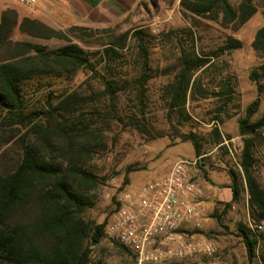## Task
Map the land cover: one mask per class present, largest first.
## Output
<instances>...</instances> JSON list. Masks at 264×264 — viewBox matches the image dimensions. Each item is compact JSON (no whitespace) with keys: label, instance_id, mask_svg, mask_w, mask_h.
<instances>
[{"label":"trees","instance_id":"16d2710c","mask_svg":"<svg viewBox=\"0 0 264 264\" xmlns=\"http://www.w3.org/2000/svg\"><path fill=\"white\" fill-rule=\"evenodd\" d=\"M180 7L186 17L217 19L221 15L223 24L234 23L236 27L245 24L257 12L254 0H239L237 6L231 0H180ZM16 29L31 38H56L68 43L57 49H48L29 40H14ZM104 30L73 26L63 31L36 19L20 20L15 9H6L2 14L0 135L7 131L12 133L13 138L20 137L21 154L16 167L0 170V264H89L92 245L106 237L110 216L98 222L85 215L95 205L91 193L100 184V178L88 166V156L93 147L88 142L90 133H93L90 130L100 120H107V114L111 115L108 118L120 123L148 131L143 116L129 117L123 113L119 97L122 91L131 87L132 82L140 85L136 95L144 96L149 74L144 70L138 80L124 75L119 50L124 46L121 36L115 38L107 34L109 41L105 40L107 42L103 44V49L93 51L70 39L82 41L84 37H93ZM242 46L240 39L231 36L222 51ZM253 47L264 55V26L257 31ZM138 48L147 66L148 46L140 36ZM183 53L180 57L182 68L176 74L175 82L170 83V112H183L193 75L208 63L195 50L194 57L191 52ZM81 69L94 73L100 79L110 105L107 113L94 111L76 114L81 103L71 100L70 93L54 102L51 96L55 88L50 89L49 94L52 95L47 97L46 107L42 105V108H38L31 104V89L36 87L41 91L47 82L51 84L48 87H53L57 79L71 81ZM250 78L259 89L264 88L261 83L264 80V61L251 72ZM141 102L143 111L144 102ZM260 104L258 97L247 106L246 115L239 121L244 144L239 156L240 171L232 172L230 184L233 191L231 203L239 201L246 193L251 217L255 222L264 221V187L256 173V151L264 141V113L253 119ZM32 132L34 136H30ZM165 134L160 131L156 136ZM213 134L214 143L219 144L222 136L217 127L213 128ZM178 136L183 141H191L196 154H201L194 134ZM200 161L197 165L205 172ZM124 183H129L128 177ZM115 205L112 212L120 205V198L116 199ZM213 216L222 226L218 207ZM237 234L246 246L248 257H256L259 244L257 233L248 224L240 223ZM115 245L134 260L127 248Z\"/></svg>","mask_w":264,"mask_h":264},{"label":"rangeland","instance_id":"374dc122","mask_svg":"<svg viewBox=\"0 0 264 264\" xmlns=\"http://www.w3.org/2000/svg\"><path fill=\"white\" fill-rule=\"evenodd\" d=\"M238 1L231 0L236 6ZM254 3L257 12L245 24L236 27L234 23L223 24L221 15L217 19L186 17L181 11L180 0H141L127 16L101 27L105 30L95 36L84 37L82 41L70 38L93 51L103 49V44L107 42L105 40L109 41L107 34L115 38L121 36L124 46L119 50L124 75L138 80L144 70L149 74L144 96L136 95L140 85L132 82L131 87L122 91L119 97L123 113L129 117L143 116L148 131L120 123L108 118L111 115L107 114V120L92 125L90 131L93 133H90L88 142L93 147L88 156V166L98 175L100 184L91 193L95 205L86 212V218L104 221L115 208L116 199L152 178L163 177L180 158L202 155V163L220 171L222 176L232 177L233 171H240L239 156L244 143L239 121L246 115L247 106L258 97L261 104L253 119L264 113V88L259 89L250 78L251 72L264 61V55L253 47L257 31L264 26V0H254ZM138 36L143 37L148 46L147 66L138 48ZM231 36L240 39L243 46L223 52L222 47ZM13 38L29 40L48 49H57L68 43L56 38H31L23 35L19 29L15 30ZM194 50L208 63L193 75L183 112H170V83L175 82L176 74L182 68L180 57L185 51L191 52L194 57ZM54 82L53 87H48L51 84L47 82L41 91L36 87L31 89V104L38 108H42V105L46 107L47 97L52 95L49 94L50 89L55 88L51 96L54 102L70 93L71 100L81 103L79 107L76 105V114L108 112L110 105L103 85L94 73L81 69L71 81L57 79ZM261 83L264 84V80ZM141 101L144 102L143 111ZM214 127L221 132L219 144L213 141ZM160 131L166 134L156 136ZM191 133L198 141L200 155L196 154L191 141H183L178 136ZM19 138H13L12 133L7 131L0 135V170L16 167L21 154ZM256 156V173L264 187V141L257 147ZM202 173L205 176V172ZM127 177L129 183L125 185ZM237 204V215L227 217L233 208H229V211L226 208L224 215L225 211L219 212L222 226L215 218L217 230L212 229L207 233L208 239L219 245L217 254L194 264H264V231L257 233L259 244L256 257L252 259L248 257L246 246L237 234L240 223L250 226L261 222L252 219L246 193ZM91 248L89 264H133L131 256L106 237Z\"/></svg>","mask_w":264,"mask_h":264},{"label":"built area","instance_id":"2783aa9c","mask_svg":"<svg viewBox=\"0 0 264 264\" xmlns=\"http://www.w3.org/2000/svg\"><path fill=\"white\" fill-rule=\"evenodd\" d=\"M38 0H19L35 5ZM198 159L180 158L163 177L126 191L110 215L106 238L134 256L133 264H183L213 257L216 241L199 239L190 230L200 217ZM251 229L264 231V221ZM132 258V257H131Z\"/></svg>","mask_w":264,"mask_h":264},{"label":"crops","instance_id":"0c3cea01","mask_svg":"<svg viewBox=\"0 0 264 264\" xmlns=\"http://www.w3.org/2000/svg\"><path fill=\"white\" fill-rule=\"evenodd\" d=\"M140 1L38 0L35 5H25L20 3L19 0H0V22L4 10L15 9L20 20L23 18L36 19L57 30H64L73 26L101 28L127 16ZM200 157L203 156L200 155ZM200 157L190 159L200 161ZM219 164L225 165L224 162H219ZM203 168L206 170L205 176L202 175L203 173L199 167L194 168L200 188L201 213L197 224L190 226L191 232L199 239L208 238L207 233L212 229L217 230L215 228L217 222L213 216L217 207L220 213L225 211L226 208L228 211L229 208H233L230 214H227V217H232L237 215L235 209L238 205L237 202L231 203L233 198V191L230 187L232 177L229 175L222 176L220 171L210 168L207 163L203 164ZM225 213L227 212H223V215Z\"/></svg>","mask_w":264,"mask_h":264}]
</instances>
